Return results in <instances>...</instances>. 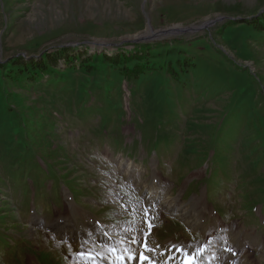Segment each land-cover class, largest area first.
Listing matches in <instances>:
<instances>
[{
	"label": "rangeland",
	"instance_id": "obj_1",
	"mask_svg": "<svg viewBox=\"0 0 264 264\" xmlns=\"http://www.w3.org/2000/svg\"><path fill=\"white\" fill-rule=\"evenodd\" d=\"M261 14L264 0H0V264H72L84 247L47 229L88 219L133 260H186L223 229L244 248L223 239L209 264H264V32L250 27ZM141 52L153 71L134 82L100 59L94 73L64 65ZM44 56L57 67L31 84L10 69ZM118 160L140 169V187L158 174L200 225L150 209Z\"/></svg>",
	"mask_w": 264,
	"mask_h": 264
},
{
	"label": "bare ground",
	"instance_id": "obj_2",
	"mask_svg": "<svg viewBox=\"0 0 264 264\" xmlns=\"http://www.w3.org/2000/svg\"><path fill=\"white\" fill-rule=\"evenodd\" d=\"M149 32L153 34V32H151V30ZM142 36H144V35H142ZM138 37H140V36H138ZM115 167L117 170L122 171L123 175L127 178L130 185H134V188L141 189V190L145 191V193L143 194V200H144V203H146L145 205H148L150 207V209L153 210L156 207H158L159 209L166 212L169 216H171V217L173 216V217L178 218L181 221L185 222L188 229H190V230L191 229L194 230L195 228H197L200 225V222H199L200 218L197 216L198 214L196 213V211L192 210L191 206L183 204L178 196L177 197L169 196L168 195L169 185L167 184L168 182L167 183L163 182V180H161V178L158 176V174H155V173L153 174L152 182L149 185L140 187L139 185L141 183H145V182L141 181L142 172L139 171L140 169H138L136 166H134L132 162H123L121 160H118L115 162ZM194 201L196 202L197 198H195ZM196 204L198 206H200L201 202L197 201ZM93 222H94V220L92 221L91 219H88V222H87L88 226L85 229L80 230V231L75 230L73 228V226L71 225V223H66V224H64L65 226L61 227V224H59V222H55V223L50 224L47 231L49 233H51L53 235V237H56L58 239H65L69 243L78 244V245L84 247V252L90 251L91 249L89 247H87V245H90L93 243L94 244L103 243L106 246L108 245L109 248L118 249L117 240L114 239L113 237H109V235L106 236L102 232H99V230L96 229ZM237 232H239V231H237ZM215 235L216 236L210 235L211 236L210 240L208 242H206L203 247L195 246V247H193V249L190 252H187L186 255L188 257H194L195 258V264H209V262H208L209 257L211 256V254L214 250L212 247H214V248L216 247V248H219L222 250L223 249L222 247H224V246H223V244L222 245L220 244V241L223 239H226L228 241V243H226L225 248H224L225 251L231 249V250H234V254H235V253H237V251H240L241 249L244 248L240 243H237V241L235 240L238 236L235 239L231 240L232 235L230 234L231 236L228 237L226 231H224L223 229L217 230L215 232ZM133 239H135V238H133ZM229 240H231V241L229 242ZM132 241L133 240H131L132 249L137 248L138 247L137 242L134 240L135 243H133ZM143 245H144V241H143ZM153 246L158 247V243L156 240L154 241ZM161 246H163V245H161ZM171 246H172L171 250H173L174 252L178 250V252H179V250H180L179 245H176V247H174V244H173ZM148 248H149V246H148ZM219 249H217V250H219ZM224 252H223V254H225ZM163 253H164V250H163ZM171 253L172 252H169V250H166V253H165L166 255L165 254L160 255V257H162L161 258L162 260L161 261L159 260L160 262L159 261L155 262L151 259L150 260L151 264H160V263H162V264H185L184 258H183V261H181L182 259L178 258V256L175 255L174 253H172V255L174 254L172 256ZM229 253H231V251ZM79 258L80 259H78L74 256L72 264H76L78 262L79 263L88 262V263L92 264L91 261H86L85 259H82L81 257H79ZM150 258H151V256H150ZM126 260H128V261L126 262L124 260L123 264H141V261L139 259V255H138V259H136V260H133V259H126ZM198 260H199V262H198ZM221 261L225 263V259L221 260ZM119 263L121 264V261L116 260L115 257L112 254H109L108 252L103 253V258H100V259H99V257L97 258V264H119ZM144 264H149V262L146 261V262H144Z\"/></svg>",
	"mask_w": 264,
	"mask_h": 264
},
{
	"label": "trees",
	"instance_id": "obj_3",
	"mask_svg": "<svg viewBox=\"0 0 264 264\" xmlns=\"http://www.w3.org/2000/svg\"><path fill=\"white\" fill-rule=\"evenodd\" d=\"M262 27V29L258 27ZM250 27H254L258 31L264 32V14H261V16L257 17L256 19L252 20L250 22ZM154 51V50H153ZM149 53V49H148ZM147 52H141L139 55L137 54H118L114 56H106L104 54H100V56H92L87 58H80V56H72L70 58L66 59V62L64 63L67 71H73V70H82L85 73H94L97 71L95 68L96 65L92 64L91 62L97 61V59H100L99 63L103 64L106 68H113L115 76L121 77L122 79L128 80L129 82H134L138 79V77L142 74L145 75L148 71H153V66H149L148 64V58H147ZM45 58L38 62L31 61V62H19L18 64H14L11 66V70L15 71L13 69H16L15 73L17 74V77H24L26 81H28V84H31L35 81L36 78L41 79L43 77L42 71H48L51 72V68L57 67L56 63L54 62L53 56H44ZM61 58L62 56L59 55ZM222 58V57H221ZM77 62V64H73V62ZM70 62V64H69ZM68 65V67L66 66ZM146 65V66H145ZM176 67V66H175ZM104 68V72L107 71V69ZM106 69V70H105ZM172 69V68H171ZM172 72H169L170 77H175L177 74V70H171ZM52 81V80H51Z\"/></svg>",
	"mask_w": 264,
	"mask_h": 264
},
{
	"label": "snow or ice",
	"instance_id": "obj_4",
	"mask_svg": "<svg viewBox=\"0 0 264 264\" xmlns=\"http://www.w3.org/2000/svg\"><path fill=\"white\" fill-rule=\"evenodd\" d=\"M149 228H151L150 224H149ZM132 242L135 243L134 240ZM144 248H145L146 252L152 251V249L148 248V245L146 242L144 244ZM229 251H230V249H229ZM109 252L115 257L116 260L121 261V264H123L125 257H127L128 259H135L136 258L135 254L132 253L130 249H125L124 254L118 253L116 248H110ZM78 255L82 259H85L86 261H91L92 264H97V258L100 257L99 253H95L91 250L88 252H79ZM100 258H103V257H100ZM139 259L141 261V264H144V262H146V261L149 262V264H151L150 257L145 255L144 253H140ZM185 264H195V258L194 257H187L185 260Z\"/></svg>",
	"mask_w": 264,
	"mask_h": 264
},
{
	"label": "water",
	"instance_id": "obj_5",
	"mask_svg": "<svg viewBox=\"0 0 264 264\" xmlns=\"http://www.w3.org/2000/svg\"><path fill=\"white\" fill-rule=\"evenodd\" d=\"M214 21L212 20V21H208V22H206V23H204L203 24V27H207V26H209L210 24H212ZM196 29V28H195ZM194 29V30H195Z\"/></svg>",
	"mask_w": 264,
	"mask_h": 264
}]
</instances>
